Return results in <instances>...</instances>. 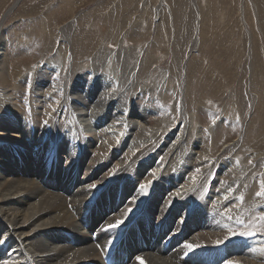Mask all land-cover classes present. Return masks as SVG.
I'll return each instance as SVG.
<instances>
[{
  "label": "bare ground",
  "instance_id": "1",
  "mask_svg": "<svg viewBox=\"0 0 264 264\" xmlns=\"http://www.w3.org/2000/svg\"><path fill=\"white\" fill-rule=\"evenodd\" d=\"M107 1L98 0L89 13L76 12L79 7L73 6L70 17L54 36L48 32L49 24L47 32L44 27L48 40L42 50L48 49V55L54 53L61 59V73L55 77L58 90L52 92L54 98L46 100L51 104L45 110L39 103L47 91L41 88L53 77L51 65L39 69L40 63L35 68L37 58L31 66L20 61L11 63L0 25V264H106L111 252L125 255L121 264H264L263 239L253 235V244L245 237L251 244L247 246L245 240L239 241V234L233 235L231 225L238 208L225 209L227 200L211 204L206 193L214 186V178L205 183L207 173L202 169L194 172L192 166L194 156L200 157L196 162L202 165L207 155L200 149V139H189L191 119L201 116L186 112L193 81L202 75L196 71L192 52L205 36L206 23H196L191 10L184 21V17L180 20L191 8L192 0H168L173 21L167 23L164 18L159 21L162 12L157 4L158 22L152 25V41L141 53L137 67L129 61L131 49L122 47V42L134 35L143 39L142 30L151 25L144 14L129 21L135 7L122 9L127 0ZM34 8L31 5L25 11ZM102 17L109 20L101 24L109 26L103 38L95 23ZM58 36L63 43L57 47L54 41ZM111 39L116 41V50L107 48ZM163 42L173 47L170 53L174 67L162 73L150 65L160 60L154 54L157 47L162 49ZM186 49L190 58L185 71L180 66L186 61ZM251 49V59H260ZM85 57L89 64L83 68L78 61ZM113 65L115 70L111 69ZM22 67L29 71H22ZM259 72L248 81L257 90L258 85L262 86ZM210 75L212 71L202 78L209 81ZM158 76L164 89L181 96L178 117L186 120L187 116L188 125L181 120L180 125L170 126L174 109L167 116L153 119L148 115V104L134 105L137 94L142 93L144 100V93L157 89ZM22 79L29 89L30 116L23 113L21 103L11 93L23 90ZM47 87L49 95L51 88ZM225 91L221 89L215 97ZM219 115H223L222 111ZM80 116L87 122L97 121L99 128L106 123L116 126L119 138L110 130L83 132ZM126 138L136 141L133 155L124 153ZM215 141L211 149L218 138ZM140 161L143 168H133ZM156 161L162 163L160 170L149 171L147 167ZM227 163L218 165V175L224 178L240 173H226ZM171 167L177 168L171 172ZM126 173V179H116ZM185 173L196 175L192 184L182 183ZM140 185L146 187L141 189ZM117 220L122 221L120 226L108 230L107 226ZM230 239L234 248L226 244ZM185 244L193 245V250L189 252Z\"/></svg>",
  "mask_w": 264,
  "mask_h": 264
},
{
  "label": "rangeland",
  "instance_id": "2",
  "mask_svg": "<svg viewBox=\"0 0 264 264\" xmlns=\"http://www.w3.org/2000/svg\"><path fill=\"white\" fill-rule=\"evenodd\" d=\"M2 1L0 5V25L5 32L7 40L5 49L9 53L11 63L15 64L20 61L29 63L31 66L34 59L37 58L35 68L40 63L41 65L38 66L39 69L47 64L51 65L52 71L50 72H53V77L49 80V84L47 83V86L50 85L51 89L49 91H51V93L48 95L47 86L41 88L43 92L47 91L46 97H40L41 102L39 103L45 110L48 104H51V102L46 100L55 97L52 95V92H56L55 89L58 90V80L55 77L56 75L59 76L61 73V59L54 53L48 55V49L43 51L47 47L45 43L48 40V36L45 34V31L47 32L48 30V24L50 25L48 32L53 33L52 35L54 36L55 33L59 32L58 28L60 24L70 17L71 8L73 6L76 5L79 7L76 12L87 11V13H89L91 9L95 7L98 0H38L39 2L37 0H18L19 3L17 2L18 4L16 6L13 4L15 0ZM131 1L128 2L127 0L122 7V9L126 7L131 9L135 7L130 14L129 21H133L137 15L144 14L143 18L146 19L149 26L151 25V27L146 26L145 29L142 30L144 34L143 39L134 35L131 38L125 37V41L122 42V47L131 49L129 61L136 63V66L139 67L140 56L142 57L141 53L146 49L147 44L149 43L150 45L152 41L151 33L153 32L152 29H154L152 25L158 22L155 16L158 9L155 8V6L159 4V8H161L162 15L159 21L163 20V18L166 23L173 21V12L168 0H163V4L161 3L162 0ZM107 2L109 1L106 0L104 3ZM191 2V8L188 9L189 11H185L186 13L181 16L180 20L184 17V21L191 10L194 15L193 20L196 21V23L201 20V22L206 23L205 26H207L204 32L205 36L201 38L200 42L197 43V48L192 52V59H194L195 65L198 66L196 71H201L202 73H199L202 75L195 78L193 81L192 93L189 96L190 107L188 111H186L189 114L194 112L201 116L198 117V120L191 119V125L193 127L191 126L190 128L189 139L193 137L195 140H201L200 144H202L200 146L202 148L200 149L207 154L204 155L206 156V160H204L202 165L201 163L198 165L196 162L200 157H193L195 162L192 165L195 166L193 170L196 172L202 169L207 173L208 179L205 183L214 178L211 181V185L214 186L209 187L206 193L211 204H218L219 202L227 200L228 203L225 201L227 204L224 205L225 209L238 208L236 219L231 225L234 233L252 232L254 233L253 235L260 237L264 241V222L260 220V217H264V195H256L257 192L264 191V0H195V2L192 0ZM31 5H35V8L26 12L25 9L27 10ZM130 9H128V11H130ZM6 12L8 13L6 14ZM257 14L259 15L258 17ZM3 18L5 19L2 21ZM95 23H97V28L101 29L100 37L103 38V35L108 32L107 29L109 26L105 28L101 26V24L109 23V20H105L104 17H102L100 18V22L96 20ZM44 27H46L45 31ZM111 38H113V35ZM61 42L63 43V40L58 36V40L55 39L54 44L56 43L58 47ZM14 44H16V46ZM162 44V49L157 47L154 54L155 57H161L160 60H157V63L151 64L150 67L155 68L154 70L162 71L163 73L166 68L168 70H170V68L173 69L174 62L171 60L170 53V49H173V47H171V44L169 45L165 42ZM84 48H87L86 45H84ZM107 48L116 50V41L113 40L112 42L111 39V42L107 44ZM251 48H253L260 59L258 57L256 60L251 59ZM132 51L134 52L132 53ZM187 51L188 49L185 51L186 61L182 62L180 66V68L182 70L185 69V71L190 58ZM135 56L136 58H134ZM107 58L110 57L107 56ZM177 62V67H179V61ZM78 64L86 68L89 63L86 61L85 57L79 60ZM137 67H135L136 70H138ZM12 69L13 66H10L9 71H12ZM21 69L22 71H29L25 67ZM111 69L115 70V65L111 66ZM136 70L132 69V71ZM87 71H84V73ZM208 71H212V75H210V80L206 81L202 76L203 74H208ZM251 71H255V73L251 75ZM258 71H260L258 74L260 76L258 77V81L262 86L258 85L257 90L256 87L249 84V78L250 76L251 79L256 78ZM136 73L138 75V72ZM252 76L254 77L252 78ZM214 78L216 80H214ZM155 80L158 90L156 89L154 92L144 93V100L141 99L142 93L137 94L138 96H136L135 99L133 98L134 105L143 104L147 106L148 104L150 108L147 107V110L152 112H149L148 115L151 118L153 117V119H160L164 115L167 116L169 111H173L174 109L170 126L174 124V126L180 125L179 121L181 120L185 122V125H188L187 116L186 120L178 117V114H180L178 108H181V105L178 106V104L183 103L181 96L178 97L177 94L172 93L170 89H164L161 83L162 79H159V76L155 77ZM21 82L23 90H12L11 93L18 98L17 101L21 103V108L24 111L23 113L30 116L31 111L28 99L30 96L28 92L29 89L28 86L23 84L24 79H22ZM158 87L161 88L159 89ZM217 88L226 90L225 94L215 97V93L219 95L221 90L218 91ZM256 91L259 92L256 93ZM179 93L180 92H178V94ZM34 99L35 98L31 99V102H33ZM45 101L47 104H45ZM202 108L204 112L201 110ZM221 111L223 113L222 116L219 115ZM41 114L45 116V112H41ZM227 118H229V120H227ZM42 119H44V117H42ZM59 119L61 120V117ZM153 124L154 123H152V125ZM79 125L80 129L85 133L95 129L104 131L110 130L108 132L117 133L115 137L119 138L120 136V130L110 123H106L105 125L107 126H100L99 128L97 127V121L92 120L91 122H87L80 116ZM213 129H215V131ZM109 137L111 138L113 135H109ZM196 137L200 138L197 139ZM216 138H218L219 142L211 149L210 146ZM143 142H145V140H143ZM135 143L136 141L131 138H126V151L124 153L135 154L137 150ZM20 154L21 153H19V156ZM188 155L190 156V154ZM147 157H149V155ZM147 157H145L144 160H146ZM226 161H228L227 167L225 166L226 173H230L234 170L240 171V173L233 177L226 175L224 178V175H218L216 172L218 165L226 163ZM155 163L156 164L147 167V169L149 171L158 172L162 163L161 161L160 163L159 161ZM133 168H143L142 162L134 163ZM171 168L172 172L175 171L177 167ZM82 174L83 172L79 174V177H81ZM127 177L128 175L126 173L116 179L122 180ZM195 177L196 175L185 173L184 178H181L182 183L192 184ZM253 235H240L239 241L245 240V242H248V239L245 237H249L254 244L253 237L255 236ZM231 242L230 239L226 244L229 245V248H234V244ZM247 244V246H251L249 242Z\"/></svg>",
  "mask_w": 264,
  "mask_h": 264
},
{
  "label": "snow or ice",
  "instance_id": "3",
  "mask_svg": "<svg viewBox=\"0 0 264 264\" xmlns=\"http://www.w3.org/2000/svg\"><path fill=\"white\" fill-rule=\"evenodd\" d=\"M92 187L95 188L96 186L93 185ZM145 187H146V185H140V188H141V189H144ZM256 195H257V196H262V195H264V191L257 192ZM260 220H261L262 222H264V217H260ZM121 223H122V221L117 220L115 224H109V225L107 226V229H108V230L115 229V228L119 227ZM253 234H254V233H252V232L239 233V235H241V236H244V235L251 236V235H253ZM233 235H236V234L233 233ZM228 238H229V237H226L225 239H228ZM218 243H219V242H218ZM184 247L187 248L189 252H191V251L193 250V247H194V246L191 245V244H185ZM186 254H187V253H186ZM5 264H7V262H5Z\"/></svg>",
  "mask_w": 264,
  "mask_h": 264
}]
</instances>
